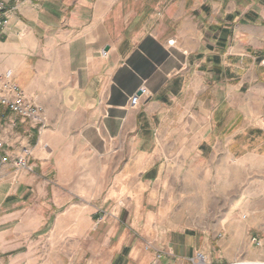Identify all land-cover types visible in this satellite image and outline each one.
Segmentation results:
<instances>
[{
    "label": "crops",
    "instance_id": "crops-1",
    "mask_svg": "<svg viewBox=\"0 0 264 264\" xmlns=\"http://www.w3.org/2000/svg\"><path fill=\"white\" fill-rule=\"evenodd\" d=\"M3 1L0 77L43 108L46 127L0 106V264L79 252L88 264H151L156 252L188 264L190 209L169 190H199L202 214L207 189L220 211L264 188V148L250 143L264 145V28L250 3ZM25 148L31 170H17ZM247 226L230 227L227 249Z\"/></svg>",
    "mask_w": 264,
    "mask_h": 264
},
{
    "label": "rangeland",
    "instance_id": "rangeland-1",
    "mask_svg": "<svg viewBox=\"0 0 264 264\" xmlns=\"http://www.w3.org/2000/svg\"><path fill=\"white\" fill-rule=\"evenodd\" d=\"M246 1L251 5L250 11L246 12L251 16L255 15L259 18L252 24L258 28H264V0H245V2ZM239 13L240 14L235 13L236 22H238L237 20L240 17L239 15L242 14L241 8L239 9ZM262 53L264 55V50H262ZM238 63L239 64H236L237 67L239 69H243L242 62ZM213 143L214 142H207L208 146L206 147H208V150L204 152V164L210 165L211 161L213 160V156H211V145ZM250 143L252 147H255V150L259 149V147L264 148V145L261 144V139L257 135L254 136ZM220 155L222 154L220 153ZM219 159L222 160L223 158ZM169 191L170 197L172 198L177 199L179 197L182 198L185 196L187 198V208L190 209L188 210L186 221H181V225H185L188 229L186 245L188 248L193 249V255L188 260V264H197V254L204 256L206 261L210 259L212 264H264V188H251V194L249 195L247 193V196H245L242 201L235 200L236 202L233 204V206L229 204L220 206V211L226 209L230 210L233 207L232 218H227L226 212L222 213L218 211L215 205L212 206L213 204H211L209 195L211 189L205 190V196H203L204 212L202 214L195 213L196 207L198 206L197 204L199 203V201L196 200V198L200 196L198 193L199 190H180L178 188H172ZM225 191L221 190L222 193ZM237 192L238 190L236 191V196ZM177 203L178 202H176V204ZM216 210L218 211V214L213 213L216 212ZM103 219L100 221V223L103 221ZM100 223L95 222L93 227ZM235 225L248 226L245 229L244 238L241 237L240 239H235V242L238 243L237 247L235 249H227L226 244L227 242L231 241L229 231L232 230L233 226ZM228 227L232 228L228 229ZM252 239H256L260 245H255ZM156 253H160L162 257L161 252ZM89 259V253H60L61 264H88Z\"/></svg>",
    "mask_w": 264,
    "mask_h": 264
},
{
    "label": "built area",
    "instance_id": "built-area-1",
    "mask_svg": "<svg viewBox=\"0 0 264 264\" xmlns=\"http://www.w3.org/2000/svg\"><path fill=\"white\" fill-rule=\"evenodd\" d=\"M7 13L8 11L5 2L0 0V28L7 24ZM139 93L141 95L144 94L145 91L140 89ZM138 101L139 96H133L130 100L131 107H136L138 105ZM0 106L3 107L7 112L15 115L17 122L20 124H28L34 127L37 133L46 127L43 118V108L37 104L27 101L17 85L10 81L9 74L0 77ZM3 146V143L0 141V154L2 152ZM30 158V149L25 148L21 151L20 155L16 156L12 160V165L17 170H31V165L29 163ZM7 162L8 158L2 157L0 155V164ZM97 213L100 214V218L97 221L100 223L105 215V212H103V210H99ZM252 241L255 243V245H260L256 239H252ZM160 259L161 254L155 253L154 261L151 264H158ZM196 262L197 264H210L201 254H197Z\"/></svg>",
    "mask_w": 264,
    "mask_h": 264
},
{
    "label": "bare ground",
    "instance_id": "bare-ground-1",
    "mask_svg": "<svg viewBox=\"0 0 264 264\" xmlns=\"http://www.w3.org/2000/svg\"><path fill=\"white\" fill-rule=\"evenodd\" d=\"M243 264H258V263H243Z\"/></svg>",
    "mask_w": 264,
    "mask_h": 264
}]
</instances>
